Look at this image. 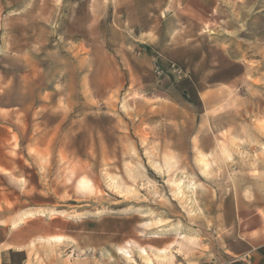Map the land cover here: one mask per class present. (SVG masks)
<instances>
[{
	"label": "rangeland",
	"instance_id": "obj_1",
	"mask_svg": "<svg viewBox=\"0 0 264 264\" xmlns=\"http://www.w3.org/2000/svg\"><path fill=\"white\" fill-rule=\"evenodd\" d=\"M6 191L82 243L214 257L264 211V0H0Z\"/></svg>",
	"mask_w": 264,
	"mask_h": 264
},
{
	"label": "crops",
	"instance_id": "obj_2",
	"mask_svg": "<svg viewBox=\"0 0 264 264\" xmlns=\"http://www.w3.org/2000/svg\"><path fill=\"white\" fill-rule=\"evenodd\" d=\"M25 201L15 192H0V264H133L108 261V256L114 254L132 261V255L121 253L122 247L135 248L144 260L154 264L152 257L148 259L136 246L126 244L112 232H104L97 239L90 235L82 243L77 230H61L42 219L53 210L26 206ZM225 219L224 229L232 235L223 247L215 250L214 257L206 255L174 264H264V211L241 203ZM169 244L163 239L147 243L157 249L153 253L159 259L157 264H171L168 261L171 257L165 262L168 252L165 247ZM79 247L86 248L87 253L79 254ZM96 250L103 252L98 262Z\"/></svg>",
	"mask_w": 264,
	"mask_h": 264
},
{
	"label": "bare ground",
	"instance_id": "obj_3",
	"mask_svg": "<svg viewBox=\"0 0 264 264\" xmlns=\"http://www.w3.org/2000/svg\"><path fill=\"white\" fill-rule=\"evenodd\" d=\"M136 247L139 249L140 253L145 255L148 259L151 257L149 251L146 248L141 247V246H136ZM120 251L125 256H129V255L131 256L132 255V250L130 247H122V248H120Z\"/></svg>",
	"mask_w": 264,
	"mask_h": 264
},
{
	"label": "built area",
	"instance_id": "obj_4",
	"mask_svg": "<svg viewBox=\"0 0 264 264\" xmlns=\"http://www.w3.org/2000/svg\"><path fill=\"white\" fill-rule=\"evenodd\" d=\"M155 71H156V73H157L158 75H162V74H163V70H162L161 67L158 66V65L155 67Z\"/></svg>",
	"mask_w": 264,
	"mask_h": 264
}]
</instances>
